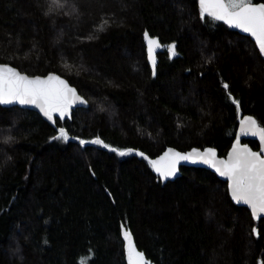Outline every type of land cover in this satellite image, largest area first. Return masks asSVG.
Wrapping results in <instances>:
<instances>
[{
  "label": "trees",
  "instance_id": "trees-1",
  "mask_svg": "<svg viewBox=\"0 0 264 264\" xmlns=\"http://www.w3.org/2000/svg\"><path fill=\"white\" fill-rule=\"evenodd\" d=\"M145 32L176 46L155 74ZM0 62L58 73L88 101L56 126L0 105V264H128L125 231L150 264L264 261V218L226 181L182 166L162 183L151 163L169 147L225 155L240 115L264 126L249 36L202 18L198 0H0ZM60 128L68 141L52 139Z\"/></svg>",
  "mask_w": 264,
  "mask_h": 264
},
{
  "label": "snow or ice",
  "instance_id": "snow-or-ice-1",
  "mask_svg": "<svg viewBox=\"0 0 264 264\" xmlns=\"http://www.w3.org/2000/svg\"><path fill=\"white\" fill-rule=\"evenodd\" d=\"M201 17L205 14L213 20L224 21L228 25L236 27L249 33L257 42V46L264 55V2L256 3L254 0H199ZM147 51L155 74L156 59L154 52L160 47L157 38H149L145 33ZM168 49L172 56L177 55L175 44L169 45ZM227 89L229 86L224 85ZM86 103L76 95V90L68 87L67 83L59 77L49 75L47 78H28L18 73L15 69L3 65L0 66V104L35 105L51 120L53 113H58L63 119L70 114L73 104L77 102ZM238 105L239 101H235ZM241 132L244 135L258 136L264 141V126L258 124L253 117H246L241 122ZM69 133L60 128L58 135L52 139L68 141ZM89 143L81 141V144ZM92 143L104 144L97 138ZM239 141H237V144ZM104 147H108L104 144ZM132 150L121 151L120 155H125ZM172 150L165 153L159 160L151 163L155 171L163 178L176 175V165L180 160L192 159V154L174 153ZM193 153L198 150L193 149ZM143 155V153H141ZM198 159L211 164L216 171L230 181V190L233 199L237 203H243L250 207L254 217H264V154L253 152L247 146L243 148L234 146L228 160H215V151L207 149L203 154H198ZM259 235V233H256ZM127 240V252L130 264H150L144 253L136 250L132 234L125 231ZM264 264V261H261Z\"/></svg>",
  "mask_w": 264,
  "mask_h": 264
},
{
  "label": "water",
  "instance_id": "water-1",
  "mask_svg": "<svg viewBox=\"0 0 264 264\" xmlns=\"http://www.w3.org/2000/svg\"><path fill=\"white\" fill-rule=\"evenodd\" d=\"M254 2H255V1H254ZM198 3H199V0H198ZM256 3H262V2H256ZM199 6H200V5H199ZM206 15H207V14H206ZM217 21H218V20H217ZM219 22H222V23L226 24L230 29H232V30H234V31H237V32H239L240 34H243V35L249 36V37L251 38V40L255 43V45H256V47H257V49H258V51H259L261 57H262L263 60H264V55L261 54V52H260V50H259V48H258V46H257V42L255 41V39H254L249 33H245L244 31H242V30L239 29V28H236V27L230 26V25H228V24H227L226 22H224V21H219ZM145 33H146V32H145ZM145 33H144V35H143V40H144L145 49H146L147 61H148V64H149V66H150V68H151V70H152V72H153V67H152L151 61H150V59H149V53H148V51H147V43H146ZM147 33H148L149 38H157L158 41H159V44H160V47L157 48V49L155 50V52H154L155 59H156V65H155V72H156V71H157V66H158V63H159V56H158L159 53L164 52L165 49H167V50L169 51L168 46L171 45V44H170V43H162L161 40H160V38H159L158 36H152V35H150L149 32H147ZM3 65H7V66H9V67L15 69L18 73H20L21 75H24V76H26V77H28V78L40 77V78L44 79V78H47L49 75H53V76L59 77L61 80L65 81V82L67 83L68 87L75 89V90H76V95H77L78 97H80L83 101L86 102V103H81V102L78 101L77 103L73 104L72 107H71V110H70V114L66 115L63 119L59 118V114H58V113H53V119H51V120H50V119L44 114V112H43L39 107H37V106H35V105H20V104H18V103H13V104H0V105L3 106V107L19 106V107H21V108H26V109H29V110L36 111V112H37V113H38V114H39V115H40V116H41L46 122H48L49 124H51V125H53V126H56V119H59L60 121H64V120H66V119H71V118H72V113H73V111H74L76 108H79V107H87V106H88V101H87L86 98H85V97H84V96L78 91V89L76 88V86L72 85V84L69 82V80H68L67 78H65L64 76H62V75H60V74H58V73H51V74H47V75H29V74H27V73H25V72L20 71L17 67L13 66L12 64H9V63H1V62H0V66H3ZM249 116L255 118L253 115H250V114L240 115V118H239V124H238V128H237V131H236L235 138H234V140H233V142H232L230 148L228 149L227 153H226L225 155H223V156L220 155V154L218 153V151H217L215 148H213V147H204V148L193 147V148H191V149H189V150H186V151H181V150H179V149H177V148L169 147V148H167L166 150H164V151H163V152H162V153H161V154H160L155 160H159L162 156L165 155V153L169 152V150H172V152L169 153L170 156L173 155L174 153H180V154H190V153H191V154H192V159L187 160V161H185V160H180V161L177 163V165H176V175L173 176V177L166 178V179L163 178V177L161 176L160 173L156 172V171H155V168L153 167V168H154V171H155L156 174L159 176V178L161 179L162 183H166V182H168V181H173V180H175L176 178H178V177L181 175V167H182V166L201 167V168L208 169V170L214 172V173L216 174V176H217L219 179H221V180L227 182V187H228L229 195H230L232 201H233L235 204L240 205V206H244V207L248 208V210L251 212V215L253 216L254 219H260V218H256V217H254V215H253V213H252V211H251V209H250L249 206H247V205H245V204H243V203H237V202L233 199V197H232V195H231L230 181H229V178H228V177L221 176V175L216 171V169L213 168V167L211 166V164L206 163V162H204L203 160L198 159V154H203V153L205 152V150H207V149H213V150L215 151V160H216V161H220V160H228L229 157H230V155H231V153H232V151H233L234 146H238V147H241V148H243L244 146H247V147H248L249 149H251L253 152H260V153L264 154V141H261V140L259 139L258 136L244 135V134L241 132V126H242V125H241V122H242L246 117H249ZM255 119H256V118H255ZM257 122H258V121H257ZM258 124H259V123H258ZM248 139H254V140H257L258 143H259V148H258V149H254V148H253L252 146H250L248 143L243 142L244 140H248ZM237 141H239L238 144H237ZM193 149L198 150V153H193ZM261 218H264V217H261ZM132 238H133V242H134V245H135L136 250L139 251V252H141V251L139 250V248L137 247L136 243H135V240H134L133 235H132ZM126 249H127V240H126ZM142 253H143V252H142ZM144 255H145V254H144ZM145 258H146V256H145ZM146 260H147V258H146ZM127 262H128V264H130V261H129V258H128V252H127Z\"/></svg>",
  "mask_w": 264,
  "mask_h": 264
},
{
  "label": "flooded vegetation",
  "instance_id": "flooded-vegetation-1",
  "mask_svg": "<svg viewBox=\"0 0 264 264\" xmlns=\"http://www.w3.org/2000/svg\"><path fill=\"white\" fill-rule=\"evenodd\" d=\"M260 125V124H259ZM249 140V139H248ZM254 140V139H253ZM257 141V140H256ZM243 142H245V140L243 141ZM258 142V141H257ZM245 143H247V142H245ZM249 144V143H248ZM250 145V144H249ZM258 145H259V143H258ZM251 146V145H250ZM255 149V148H254ZM258 149V148H257Z\"/></svg>",
  "mask_w": 264,
  "mask_h": 264
}]
</instances>
